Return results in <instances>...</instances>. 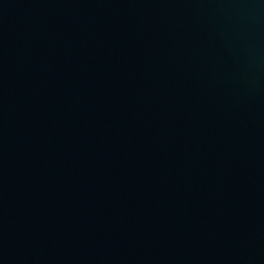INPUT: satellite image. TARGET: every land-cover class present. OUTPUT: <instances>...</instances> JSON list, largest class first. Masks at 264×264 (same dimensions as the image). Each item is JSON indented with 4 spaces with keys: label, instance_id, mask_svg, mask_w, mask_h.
I'll return each instance as SVG.
<instances>
[{
    "label": "water",
    "instance_id": "1",
    "mask_svg": "<svg viewBox=\"0 0 264 264\" xmlns=\"http://www.w3.org/2000/svg\"><path fill=\"white\" fill-rule=\"evenodd\" d=\"M0 264H264V0H0Z\"/></svg>",
    "mask_w": 264,
    "mask_h": 264
}]
</instances>
